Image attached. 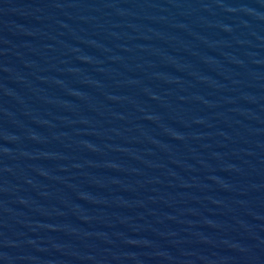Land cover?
<instances>
[{
    "label": "water",
    "instance_id": "1",
    "mask_svg": "<svg viewBox=\"0 0 264 264\" xmlns=\"http://www.w3.org/2000/svg\"><path fill=\"white\" fill-rule=\"evenodd\" d=\"M0 264H264V0H0Z\"/></svg>",
    "mask_w": 264,
    "mask_h": 264
}]
</instances>
